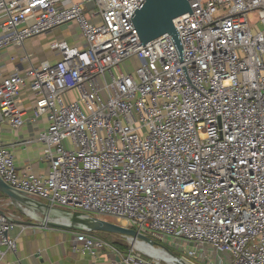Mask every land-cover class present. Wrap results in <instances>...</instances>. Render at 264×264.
<instances>
[{"label":"built area","instance_id":"2783aa9c","mask_svg":"<svg viewBox=\"0 0 264 264\" xmlns=\"http://www.w3.org/2000/svg\"><path fill=\"white\" fill-rule=\"evenodd\" d=\"M188 1L192 13L173 19L180 62L167 33L142 46L130 16L143 0H0V52L18 50L13 68L0 64V124L46 120L33 138L0 142V177L50 207L121 220L156 248L264 264V0ZM68 24L75 39L46 44L57 59L26 50ZM30 142L46 175L16 167L14 146ZM7 217L0 264L17 245ZM72 231L73 252L117 251Z\"/></svg>","mask_w":264,"mask_h":264},{"label":"crops","instance_id":"0c3cea01","mask_svg":"<svg viewBox=\"0 0 264 264\" xmlns=\"http://www.w3.org/2000/svg\"><path fill=\"white\" fill-rule=\"evenodd\" d=\"M75 25H63L54 29L47 37H41L38 39L44 41L45 48L42 47L41 58H47L49 60L57 59V56L46 48V44L49 39L62 38L61 29L66 28L68 31L73 29ZM59 31V35H55ZM72 36V35H71ZM39 38V37H38ZM68 40L75 39L67 38ZM25 42V48L28 51L34 52L36 57V51ZM18 50L8 48L3 52H0V64H12L10 62V56ZM37 58V57H36ZM13 65V64H12ZM18 102L21 106L29 112L31 105V96L25 90L22 89L18 96ZM28 115V113L26 114ZM46 125V120L40 118L35 122L27 121L21 127L17 129H11L7 124H0V142L3 144L14 143L15 141H21L29 138H33L36 132L43 129ZM43 147L39 142H30L28 144H21L14 146V160L17 169L25 170L29 168L31 172L46 175L47 164L42 161L41 153ZM0 209L5 213L13 214L17 220H21L19 223H15L14 227L10 231V235L16 237V251L15 253H8L5 256L3 264H136L131 260L128 263L124 259L128 254H116L115 251H111L108 248L100 249L96 256H90L87 254H80L71 250V240L73 237V231L67 228L48 227L35 223V221L29 220L24 215L17 205L10 203V200L0 193ZM133 259H137L131 256ZM142 264H155L153 262H144Z\"/></svg>","mask_w":264,"mask_h":264},{"label":"water","instance_id":"95a60500","mask_svg":"<svg viewBox=\"0 0 264 264\" xmlns=\"http://www.w3.org/2000/svg\"><path fill=\"white\" fill-rule=\"evenodd\" d=\"M186 12H189V14L192 13L188 0H143L142 4L134 10L130 18L142 46L148 41L167 33L171 36L170 38L177 51L179 61L182 62V46L178 37L179 34L176 27L173 25V19ZM0 193L5 195L10 202L17 205V207H24L30 211L39 213L36 221L43 226L67 228L71 230H88L93 233L108 232L119 235H129L138 237L149 242L151 245L155 243L154 240L150 239L148 236L139 234L134 229L124 227L107 219L90 216L78 211L70 212L61 208L50 207L48 204L31 198L25 193L11 187L5 183L1 177ZM48 213H52L49 217L58 214L57 216H62L65 220L68 219L69 223L65 224L49 220L47 218ZM0 215L7 217L6 213L1 209ZM38 218L43 220L40 221ZM9 219L14 223L21 222V220ZM164 249L171 255H174L166 247H164Z\"/></svg>","mask_w":264,"mask_h":264},{"label":"rangeland","instance_id":"374dc122","mask_svg":"<svg viewBox=\"0 0 264 264\" xmlns=\"http://www.w3.org/2000/svg\"><path fill=\"white\" fill-rule=\"evenodd\" d=\"M60 33H61L62 38H73V37H77V35H78L77 29L74 26H73V29L71 30L72 36L70 35V30L68 31L66 28H62ZM60 33L58 31L57 33H55V35H59ZM41 37H47V39H48V35L41 36ZM38 39H42V38L35 37L34 39H31V41L28 42L27 44L29 45L30 50H31V48H33L36 51L37 59H40L39 58L41 56L40 53L42 51V47L45 48V44L42 43L44 41H40ZM7 67H8V69L13 68L12 64H9ZM102 218L107 219V220L114 222V223H118L122 226H125V223L123 221H121V220L117 221L113 217L104 216ZM35 223H38V222L35 221ZM38 224H40V223H38ZM98 235L100 237H102L104 241H106L108 244H110L114 249H116L118 251V252L115 251L116 254H130V256H133L135 258H141L144 262H153L155 264H166V263H164V261H162V259H159L158 257H153L150 253L146 252L145 250L140 249L139 247H135V249L140 251L141 253L133 250L131 245H129L127 242H125L119 234H113V233H108V232H99ZM156 242L158 243L159 241H156ZM163 245L167 249H169L173 254H175V256H177L182 261H184L185 264H212L213 260L211 258H207V259L204 258V260H202L201 258L188 257L186 255H183L182 252L179 251L178 248H176V247H174V246H172L166 242H164ZM153 260H161V261H157V262L155 261L154 262Z\"/></svg>","mask_w":264,"mask_h":264},{"label":"bare ground","instance_id":"6f19581e","mask_svg":"<svg viewBox=\"0 0 264 264\" xmlns=\"http://www.w3.org/2000/svg\"><path fill=\"white\" fill-rule=\"evenodd\" d=\"M50 214L52 213L47 214V218L49 220H53L55 222H60V223H65V224L69 223L68 219L65 220L64 217L57 216L58 214H55L52 217H49ZM38 220L41 221L43 219L38 218ZM120 236L123 237L125 239V242L131 245L133 249H135V247H139L140 249L145 250L146 252L150 253L153 257H158L159 259H162V261H164V263L166 264H185L184 261H182L180 258H178L175 255H171L165 249L153 247L151 244L143 241L142 239L138 237L129 236L128 238H126L124 235H120Z\"/></svg>","mask_w":264,"mask_h":264}]
</instances>
